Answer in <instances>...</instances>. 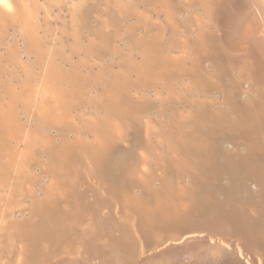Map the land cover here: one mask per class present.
<instances>
[{
	"label": "bare ground",
	"instance_id": "obj_1",
	"mask_svg": "<svg viewBox=\"0 0 264 264\" xmlns=\"http://www.w3.org/2000/svg\"><path fill=\"white\" fill-rule=\"evenodd\" d=\"M20 1L23 3V0ZM47 1L49 3L48 7L45 8L47 14L52 10L51 7L57 5L56 8H60L62 6V2L60 1ZM185 1L186 2L180 6H176V4L180 3H176L174 5L171 4L169 0L158 1V3L162 4L161 7H165L162 9H164V12L167 13L166 18L170 26L169 29L172 31V34H170L171 38L169 39L170 42H168L170 51H174L175 54L177 53L178 55L174 57L170 55L171 57L169 60L167 59L168 61L161 64V68L168 69L169 72L172 73L171 75H154L155 80L160 81V91L155 90V96H157V98L155 97V100H157L160 105V109L157 108L159 109V112H157L161 115V117L168 118L166 117L167 113L171 110L173 111L172 103H174V101H183L182 99H184L189 101L191 104V108L189 110L184 109L179 111L175 109V111L172 112L171 119L168 118L161 124H158L159 122L156 123L155 121L157 120L153 119L154 117L152 118L147 115L146 110L150 106V103H146L147 101H145L144 98L142 99L144 102L141 101L142 104L138 107L137 112V106L135 107L136 102L134 103L135 105H133L131 100L130 104L129 102H125L123 99H110L108 95L102 92L101 94L93 95L89 98V103L92 107L90 108L92 110L88 116H84L82 114L78 115L79 113L77 115L71 114L70 104L66 103L64 101L65 99L63 100L56 96L57 94L58 96H64V91L61 88L63 85H61V83L66 81L65 79L71 80L67 77L64 79L61 74H58L57 72L56 64L58 62H56V59H62V53H64V50L68 48L66 47L64 49L62 47L61 39L59 37L55 38V46L49 49L47 54L43 57L40 55V52L37 53V59L36 61L34 60L35 63L32 61L33 64L28 62L29 60H24L22 56H20L21 52H18L19 50H16L15 46L11 43L7 46L5 54L3 52V55H0V79L10 78L6 80L4 89L10 102L7 100L8 103H5L4 101V103L1 102L2 104H0V124L6 128V131H10L13 136V140L16 141L15 146L5 151L0 156V159L2 160L0 163V264H15L10 261L11 259H8L9 261H4V258L7 256L9 257L12 253H15L17 251V245L20 242L26 245L24 247L20 246L21 249L19 250V254L22 259H18L19 261L17 262H20L19 264H249L250 262L251 264H264V230L258 229L252 222H249L250 224L236 230L235 227L228 225L230 219L228 220L225 217H220L218 219L212 218L209 220L204 219L203 217L199 218L193 214V211H189L193 209L192 207H189L188 209L185 207L188 211L183 209V212H180L181 210H178V212L176 211L177 208H175L174 211L171 209V207H174L172 200V203H170V201L168 204L161 201L164 204H158L160 206H155L153 204L155 206L154 208L149 204L144 205V201H141L140 198H128L125 196L124 192L114 189V185L112 184L109 175L106 174L103 166V157L111 156L113 153L117 152L116 149L119 142H128L133 135H136L135 131L138 124L144 125V134L147 136L146 141L148 143L147 144L146 141L143 143L144 145H147L144 147V156L140 155L142 159L141 163L144 168L152 165V156H154L153 152L156 148H158V146L161 147L163 142L166 143V150L168 151V154L172 150H178V147L181 149V146H178L179 143L181 144V138L185 139L188 136H196L202 131L204 122L200 125L196 124L197 126L194 127H192L193 124H191V119L193 117H199L197 113L199 112L201 114L206 107L205 101L199 100V95L206 96L213 88L221 89L223 84L221 83V77L227 74V71L231 74L229 85L227 83L230 93L228 96L223 94L221 102H214L216 103L215 105H218V107L225 105L228 108L230 107V111H232V109L235 108L234 101L236 97L240 94H244L245 96L243 97H246L247 99L246 104H248V106L251 107L250 109L253 111L252 115L261 119L264 123V0ZM154 2H157V0H154ZM89 3L91 2H88V4ZM7 4L9 3H6V5ZM42 6L43 5H41V7ZM80 6L81 3H79V1L78 3H72L70 9L72 10L73 15H79V11L81 9ZM8 8L11 7L9 6ZM18 8H21V6H18ZM23 8L24 23L21 24L22 26H20L19 29L27 39L25 41L27 43V47L25 45V48L28 53L33 51L37 52L38 48L36 43L32 44V39L28 36L31 28L34 27L35 11L31 8V6H27L26 4L22 7V9ZM14 10L16 11L18 9L16 8ZM182 11H184V13H186L185 11L190 12L188 14L186 13L184 21H181L178 15L183 14ZM1 12L0 44L3 42V34L5 31H8L6 30L7 19L4 16V13L2 14ZM15 15L17 16L16 12ZM164 15L166 16V14ZM73 17L71 18L73 19ZM8 18L10 19V17ZM16 19L18 18L16 17L15 20ZM147 19L148 18L145 20ZM76 23L71 25V27L73 26L72 35L75 36L78 33L80 25ZM64 32H60L59 35L61 36L65 34ZM92 33L94 34L95 31ZM156 34L157 33H155V35ZM78 36H76V39H74L72 44L70 42V45H72L70 50L72 51H77V47L79 46L78 41L82 40H78ZM107 36H105V38ZM94 37L96 36L94 35ZM138 37L139 36H137V38ZM140 37L138 40H140ZM160 37H164V35ZM108 38H110V36ZM97 41L99 43L100 40L97 39ZM132 48L128 50L130 54L125 53L124 55L123 52L119 51L118 58L124 55L123 57H126L125 59L129 60L130 64L135 63V60L133 59L134 57L131 55L135 50L133 51L134 48ZM62 49L64 52L61 51ZM85 49L87 50V48ZM118 50H120L119 47ZM141 53L143 64H148L149 61L153 59L150 57L152 56V53L148 48H143ZM165 54H167V52ZM139 57L141 58V56ZM153 57L155 58V56ZM203 59H207V63L211 62L209 67L210 69H207L205 74L200 73L201 66L203 67ZM83 60L79 61L80 63L77 61V65L85 66V61L83 62ZM164 60H166V58ZM224 60L227 61V67H224L221 64ZM87 62L88 61H86V63ZM61 64L62 63H60V65ZM135 64H137V61ZM7 65L12 69L9 70L10 68H5ZM138 65L140 66V64ZM151 65L152 64H150V66ZM141 66L143 68V65ZM67 68L69 67L67 66ZM164 71L165 70H162V72ZM120 74L122 75V73ZM78 75L79 74H77V76ZM96 76V81L99 84V82L103 79L100 75ZM87 78H89L88 75ZM152 79L150 78L148 81ZM13 80H15L16 83H13ZM140 80L142 81V79ZM78 82H80V80ZM80 83L83 84L82 82ZM2 85L4 84L2 83ZM80 88H82V86H80ZM77 90H79V88L76 89V91ZM110 91L111 89H109V93ZM114 92V95L118 96V94H116V90ZM70 93L72 94V92ZM18 103L21 104L23 108L22 110L26 113H29L30 110L31 112L34 110L39 123H43V121L47 120L48 117L51 118V121H54L53 123H55L56 127H58L57 130L59 132L69 129V131L73 133L74 140L71 142L70 140L64 138L62 140L63 142L60 140L62 142L60 145H56L57 141L55 142L54 138L47 136V132L43 133V131H41V127L36 126V124L34 127H29L28 125L29 128L20 126L15 121L13 115L14 112H17L15 111V107ZM154 107L155 106L153 105L152 108ZM226 111L227 110L224 112ZM22 115H24V113H22ZM216 117V119H220L221 115L220 117ZM161 119L164 120V118ZM203 119L206 120L205 118ZM190 126L192 128L190 129L191 132L188 131L189 129L187 130ZM45 127L49 128L47 126ZM62 133L63 132H61V134ZM88 134L93 137L92 142L87 139V136H89ZM259 134L262 135L261 132ZM152 137L159 139L156 144H151V140L149 139ZM6 142L7 140L1 143L4 144ZM9 145L10 144L8 143L7 146ZM260 145L262 144L260 143ZM40 151H43L48 156H46L48 160L45 162L42 172L37 174L34 169L36 166L37 154ZM177 155L180 157V154ZM190 156H188V158ZM126 160H124V162ZM184 160L185 158L182 160L177 158V161H170L168 155L163 157L165 165L170 168L173 167L172 169L175 170H183L182 168L186 164ZM141 163L138 164L140 165ZM135 165L136 164H134V166ZM187 167H189V165L184 167V169H187ZM148 169L150 170V168L145 170ZM143 170L142 172H139L142 176L141 174L138 176L143 178L145 181H150V171L148 172ZM138 171H141V169ZM42 174L49 175L50 179L48 178L49 183L47 182L48 180L45 181L48 184L45 189L43 188L44 191L42 195H39L40 190H36L34 185H37L40 182ZM176 175L178 176V174ZM183 178L181 177V181ZM184 180L185 179H183V181ZM189 183L190 184L185 187H182L184 184H182V186L180 185V187L177 183V185L175 184V187H180V191L178 192H181V190L185 191L189 187V189H192L194 185L191 184L192 182ZM27 184H31V186L27 188ZM150 185L153 186V184ZM153 188L152 190L154 191ZM156 190L157 189L155 188V191ZM204 194L205 192L203 195ZM164 195H168V193ZM201 200L202 199H200V201ZM180 204L181 203H179V205ZM23 211L29 212L30 218L28 220H20L21 218H16V213H23ZM242 222L244 221L242 220ZM189 233H198L206 237L202 238L201 236V238L191 239L186 243H182L186 239L185 234L187 235ZM170 241H177L178 243L173 248L172 246L167 245ZM167 246L169 248H167ZM246 259L248 260L245 261Z\"/></svg>",
	"mask_w": 264,
	"mask_h": 264
},
{
	"label": "rangeland",
	"instance_id": "obj_2",
	"mask_svg": "<svg viewBox=\"0 0 264 264\" xmlns=\"http://www.w3.org/2000/svg\"><path fill=\"white\" fill-rule=\"evenodd\" d=\"M31 1L30 0H23V3L20 0H6V2H5V0L0 1V5L3 6V7L0 6L1 7L0 12L2 11L1 13L2 14L4 13V16L7 19V24H6L7 29L6 30H8V31H5V33L3 34V42L0 44V55H3V52L5 54V52L7 51V46L11 43L12 45L15 46L16 50L17 49L19 50L18 52H21V54L20 53L19 54H20V56H22V58L24 60H26V61L29 60L28 62L32 63V61H34V60L36 61L37 53L40 52V55L42 57L45 54H47L49 49H51L55 46V44H56L55 43L56 41H54L55 38L59 37L61 39L62 47L64 49L66 47H68V48H66L64 50L65 52L63 51V49L61 50L62 52H64V53H62V55H63V57H61L62 59H60V58L56 59V62H58L56 64L57 72H58V74H61V76L64 79L67 77V78H70L71 80L65 79L66 81H63V83H61V85H63V86H61V88L64 91V92L62 91L64 94V96H63L64 98L61 95L58 96V94L56 96L60 97V99H63V100L65 99L64 101L66 103L70 104L69 106L71 107V112H70L71 114L77 115L79 113L78 115L82 114L84 116L85 115L88 116V114L92 110L91 109L92 107L89 103V98L93 95L101 94V92L108 95L110 99L111 98L112 99L114 98V100L123 99L125 102H129V103L132 101L131 103L133 105H135L134 103L136 102L135 107L137 106L136 107L137 109L136 108L135 109L137 112H138V107L141 106L142 102H144V100L147 101L146 103H150V106L147 108V110L145 109L146 113H147V115L151 116L152 118L154 117L153 119L157 120V121H155V120L154 121L156 123L159 122L158 124L165 122L166 119H168V118L171 119L172 112L175 111V109L181 111L184 109L189 110L191 108V104L189 101L184 100V99H182L183 101L176 100V101H174V103H172L173 111L171 110L167 113L166 117H168V118L161 117V115L158 114V112H159L158 110L160 109L159 108L160 105L158 104L159 102L157 100H155V97L157 98V96H155V95H156L157 90L160 91L159 90L160 89L159 88L160 81H156L154 78L155 77L154 75L155 74L156 75L157 74H169V75H171L172 73L169 72L168 69H162L161 68L162 67L161 64L165 61H168L171 56L174 57V56L178 55L177 53L175 54L174 51L173 52L170 51V47H169L168 42H170L169 39L171 38L170 34H172V31L169 29L170 26H169L168 20L166 18L167 13H165L164 9H162L165 7H161L162 4L158 3L159 0H157V2H154V0H130V1L129 0H81V1L78 0L79 3H81V6H80L81 9L79 11V15H73L72 10L70 9L72 6V3H76V2L78 3L77 0H73V1L72 0H57V1L51 0L52 2H54V1L55 2H59V1L62 2V6L60 8H58V7L56 8L57 5L51 7V9L53 11L52 10L49 11L48 14L45 11V8H47L49 5L47 0H45V1L44 0H31ZM66 1H68V2H66ZM169 1L171 4H174V5L176 3H180V4H176V6L177 5L180 6V5L184 4V2H186L185 0H169ZM88 2H91V3L88 4ZM129 2H131V3H129ZM6 3H9L10 5L9 4H7V5H9L11 8H8L9 6H7ZM155 3H156V6H155ZM25 4L27 6H31V8H33L35 11L34 12V27L31 28L28 36L31 37L32 42H33L32 44L36 43V46L38 48L37 52L33 51V52L28 53L26 51L25 45L27 47V43L25 41L27 39H26V36L24 34H22L20 32L21 30L19 29V27L22 26L21 24L24 23V21H23L24 8L22 9V7H24ZM41 5H43V6L41 7ZM18 6L19 7L21 6V8H18ZM4 7H5V10H4ZM15 7L19 11L18 10L15 11L14 10V9H16ZM94 7H95V10H94ZM2 8H3V10H2ZM123 9H125V10H123ZM15 12H16L17 16L15 15ZM182 12L185 15H183V14H178V15H179L180 20L184 21L186 13L188 14L190 12L189 11H185L186 13H184V11H182ZM182 12H179V13H182ZM5 13H7V14H5ZM13 14L15 17L13 16ZM46 14L48 17L46 16ZM164 14H166V16ZM56 16H58V17H56ZM8 17H10V19ZM16 17L18 19L15 20ZM71 17H73V19ZM19 18H20V20H19ZM146 18H148L149 20L148 19L145 20ZM13 20H15V21H13ZM77 21H79V22H77ZM9 22H10V25H9ZM12 22H13V24H12ZM17 23H20V24H17ZM74 23H76L78 25L80 24L79 30H78L79 34L77 33L76 36L79 35L77 37L78 40L82 39L81 41L77 40L79 43V46L77 47L78 48L77 51L76 50H74V51L70 50L71 46H72V45H70V42L72 44L74 39H76V36L72 35L73 34V32H72L73 26L71 27V25H73ZM14 27H16V28H14ZM11 28H13V29H11ZM51 28H53V29H51ZM33 29H34V31H33ZM69 29H70V31H69ZM96 30H98V31H96ZM124 30H125V32H124ZM162 30H164V31H162ZM59 31L60 32L65 31L64 32L65 34L60 36ZM94 31H95V33L93 34L92 32H94ZM158 32H159V34H158ZM160 32H161V35H160ZM144 33H145V35H144ZM155 33H157V34L155 35ZM94 35L96 37H94ZM107 35H109L110 38H108L109 36H107ZM162 35H164V37H160ZM22 36H23V38H22ZM64 36H66V37H64ZM105 36H107V37L105 38ZM137 36H139V37L141 36L140 40H138L139 37L137 38ZM79 37H80V39H79ZM85 37H86V39H85ZM96 38L98 40H100L99 43H98ZM158 38H159V40H162V41H159ZM40 39H41V41H40ZM90 39L92 42L90 41ZM83 41H84V43H83ZM127 42H128V44H127ZM149 43H150V45H149ZM16 44H17V47H16ZM97 44H99V45H97ZM84 46H85V48H87V50L89 48L90 49L87 51L84 48ZM132 46L134 49L132 48ZM158 46H159V48H158ZM118 47L120 50H118ZM129 47L132 48L133 51L135 50L133 52V54H131V55H133V57H134L133 59L135 60V63L137 61V64H135V63L130 64V61L126 60L125 59L126 57L125 58L123 57L125 55V53H127V54L129 53L128 52V50L130 49ZM143 48H148L152 53L151 54L152 56H150V57L153 59H151L148 64H146V63L143 64L142 53H141ZM114 50H115V53H114ZM119 51L123 52L124 55H122L118 58V52ZM166 52L169 56L167 54H165ZM169 52H170V54H169ZM67 53H68V55H67ZM136 53H138L139 55ZM158 54H160V55H158ZM79 55H80V57H79ZM34 56H35V58H34ZM139 56H141V58ZM153 56H155V58ZM162 56H164V57H162ZM83 58H84V60H83ZM162 58H164V59L166 58V60H164ZM82 60H83V62L85 61V63H84L85 66H83V65L78 66L77 64L80 63L79 61H82ZM35 61L33 63H35ZM77 61H78V63H77ZM86 61H88V62L86 63ZM207 61H208L207 59H203V61H202L203 67L201 66V72H200L201 74H205L207 69L208 70L210 69L209 67H210L211 62L207 63ZM60 63H62L63 65L62 64L60 65ZM120 64H123V65H120ZM138 64H140V66L143 65V68H142V66L140 67ZM150 64H152L153 66L152 65L150 66ZM221 64L224 67H227V61L226 60L221 62ZM67 66L69 68H67ZM155 67H156V69H155ZM5 68H7V69L10 68L9 70L12 69L8 65ZM140 68H141V70H140ZM151 70H152V72H151ZM162 70H165V71L162 72ZM120 73H122V75ZM77 74H79L80 76L79 75L77 76ZM109 74H110V76H109ZM112 74H114V75H112ZM141 74H142V76H141ZM87 75L89 76V78H87ZM96 75H100L103 79L101 82H99V84L96 81V77H97ZM107 75H108V77H107ZM145 75L147 76V78ZM122 76H124V77H122ZM73 77L77 80H75ZM150 78L151 79L154 78V79H152L153 81L152 80L148 81V79H150ZM7 79H10V78H7ZM7 79L6 78L0 79V80H3V81H0V83H1L0 84V91H1L0 92V104L4 103V101H5V103L10 102V100L7 98V96L5 94V90H4L5 89V83H6ZM129 79L132 81V83ZM140 79H142V81ZM230 79H231V74H230V72L227 71V74H225L223 77H221V83H223L222 88H221L222 90L220 88H213L208 92V94L206 96L199 95V100L205 101L206 107L201 112V114L199 112L197 113L199 115V117H197V118L193 117L194 119L193 118L191 119L192 120L191 124H193L192 127H194V126L200 125L204 122V124L202 126L201 133L199 135L197 134L196 136H188L185 139L181 138L183 142L180 141L181 144L178 142L179 143L178 146H181L182 150L179 149V147H178V150H172L173 154H172V151H170V153L168 154V151L166 150V143L163 142V145L161 147L158 146V148H156V150L153 152L154 156H152V160L154 162L152 161V165L150 167H147V168H150V170L149 169L145 170L147 168L146 167L144 168L142 166V163H141L142 159H141L140 155H143V153L145 152L144 147L148 143L146 141L147 136L144 134L145 133L144 132L145 131L144 125L138 124L136 131H135L136 135H133V137L128 142H119V144L117 145L118 150L116 149L117 152L113 153L111 156H105L102 159L105 172H106V174L109 175L111 182L114 185L113 188L116 189L117 191L124 192L125 196L128 198H133V197H134V199L140 198L141 201H144V203H143L144 205L149 204L153 208L158 204H160V205L161 204L163 205L164 203L168 204L172 200L173 203H172V201L170 203H172L174 205V207H171V209H173L174 211H175V208H177L176 211L181 210L180 212H183L184 211L183 209H185V207H187V209H188L189 207L192 206V208H194L196 210V212L193 210V214L196 215V217H199V218L203 217L204 219H208V220L212 219V218L218 219L220 217H225L228 220L230 219L228 225L235 227L236 230H238L241 227H244V226H246L252 222L254 224V226H256L258 229L264 230V136H263L264 135V123L261 121V119L256 118L252 115L253 111H252V109H250L251 107L248 106V104H246L247 99H246V97L245 98L243 97V96H245L244 94H240L239 96L236 97V99L234 101V103H235L234 107L235 108L232 109V111H230V107L228 108L225 105H221L220 107H218V105H215L216 103H214V102H221L223 94L225 96L229 95L230 91H229L228 85H229ZM79 80L83 84L78 82ZM71 81H72V83H71ZM140 81H141V83H140ZM12 82L16 83L15 80H13ZM85 82H86V85H85ZM2 83L4 85H2ZM76 83H78V84H76ZM161 83H162V81H161ZM227 83H228V85H227ZM64 84H65V86H64ZM148 84H150L152 86H150ZM78 85L82 86V88H80V86H78ZM102 85H104V86H102ZM136 85H138V86H136ZM157 85H158V87H157ZM90 87H92V88H90ZM78 88L80 91L79 90L76 91V89H78ZM109 89H111L110 93H109ZM113 90L114 91L116 90V94H118V96L114 95L115 92ZM70 92H72V94ZM218 95H219V97H218ZM72 96H74V97H72ZM113 96H115L116 98ZM143 98H144V100H142ZM68 99H69V101H68ZM80 99H82V100H80ZM139 99H141V100H139ZM1 100H3V101H1ZM7 100H8V102H7ZM208 100H209V102H208ZM75 104H76V106H75ZM79 104H81V105H79ZM153 105L155 106L154 108H152ZM184 106H185V108H184ZM20 108H21V111H20ZM157 108H159V109H157ZM22 109L23 108H22L21 104L18 103L17 106L15 107V111H17V112L16 113L14 112V114H13L15 121L20 126L25 127V128H29V127H34L36 124V126L41 127V131H43V133L47 132L46 133L47 136L54 138L55 142L57 141L56 145H60V143L63 142L62 140L64 138L67 140H70L71 142H72V140H74L73 133H71L69 131V129L61 131V132H63L61 134V132H59L57 130L58 127H56L55 123H53L54 121H51V118L47 117V120L43 121V123H39V121L37 120V117H36L37 115L35 114L34 110H32V112L30 110L29 113H26ZM73 109L75 112L73 111ZM149 109H150V111H149ZM145 110H144V112H145ZM225 110H227V111L224 112ZM58 111H60V110H58ZM170 112H171V115H170ZM22 113H24V115H22ZM208 115H209V117H208ZM220 115H221V118L216 119L217 118L216 116L220 117ZM17 117H19V118H17ZM161 118H164V120H162ZM203 118H205L206 120H204ZM231 118H233V119H231ZM234 119H236V120H234ZM68 121H70V120H68ZM210 122H211V124H210ZM22 124H24V125H22ZM31 124H32V126H31ZM42 124H44V125H42ZM47 124H49V125H47ZM28 125H29V127H28ZM50 125H51V127H50ZM45 126L49 127L50 129L46 128ZM4 128L5 127L2 124H0V130H1L0 134H1V136L3 135L2 137L0 136V141L3 142V141L7 140V142L4 144L0 142V156L5 151L9 150L10 148H12L13 146L16 145V141L13 140V136L10 133V131L9 130L6 131V128L5 129ZM45 129H47V130H45ZM190 129H192L191 126L189 128H187L188 131H190ZM5 131H6V133H5ZM260 132L262 133V135L259 134ZM88 135L89 136H87L88 137L87 139L92 142L93 137L90 134H88ZM3 137H4V139H3ZM198 139L201 143L198 141ZM149 140H151V144H156V142H158L157 140H159V139L152 137ZM145 141L147 144L144 145L143 143H145ZM8 143L10 144L9 146H7ZM260 143L262 145H260ZM4 145H5V147L7 146L8 148L7 147L5 148ZM161 149H162V151H161ZM141 151H142V154H141ZM259 151H262V152H259ZM162 152H165V153H162ZM166 152H167V155L169 156L170 161H172V160L177 161V158L181 159V160L185 158L184 161L186 162V164L184 167L189 165L190 168L187 167V169L186 168L184 169V167H183L182 168L183 170H175V169H172L173 167L172 168L167 167L165 165V162L163 161V157L167 156ZM174 152H176V153H174ZM187 152L188 153L190 152L189 154L190 155L193 154V155L190 156ZM193 152H195V153H193ZM161 153L164 155H162ZM183 153L186 156H184ZM131 154H133V155H131ZM177 154H180V157H178ZM173 155L176 157H174ZM46 156L47 155L43 151H40L37 154L36 166L34 169L35 173L40 174V172H42V170L44 169V166H45L44 164L48 160V158H47L48 156L47 157ZM188 156H190V157L188 158ZM196 156H198V157H196ZM126 158H127V160H126ZM193 158H195V159H193ZM124 160H126V161L124 162ZM128 160H130V161H128ZM134 160L138 163H141V164L139 165ZM1 162H2V160L0 159V163ZM134 164H136V165L134 166ZM132 165L136 170L132 167ZM156 167H157V169H156ZM132 168H133V170H132ZM139 168L141 169V171H138V170H140ZM142 170L148 171V172L150 171V173H151V174L149 173L150 174V176H149L150 181H145L143 178H140V176H138L141 174L139 172H142ZM184 170H186V171H184ZM183 171L186 174H184ZM179 172H180V174H179ZM124 174L128 175V176H125ZM176 174H178V176ZM141 176H142V174H141ZM49 177L50 176L47 174H42L40 182L37 184L38 186L34 185L36 190H40L39 195H42L44 189L46 188V185L49 183V179H50ZM181 177L182 178L184 177L183 179H185L184 181L182 179L183 182L181 181ZM135 178H137L138 180ZM45 181H47L48 183ZM145 182L146 183L148 182V183L146 184ZM189 182H192L191 184L194 185V187H192V189H189L190 188L189 187L185 191L181 190V192H178V191H180V187L182 186V184H184L182 187H185V186H188V184H190ZM119 183H121V184H119ZM177 183L179 184V186L181 185L180 187L177 186L178 188L175 187V184L177 185ZM150 184H153V186H151ZM30 186H31V184H27L26 187L28 188ZM144 188H146V189H144ZM152 188L154 189V191L152 190ZM155 188L158 190V192H157V190L155 191ZM177 189H179V190H177ZM151 191H152V193H151ZM164 191H167V192H164ZM204 192H205V194L203 195ZM167 193H168V195H164ZM145 195H146V197H145ZM159 197L161 198V200ZM175 197H177V198H175ZM200 199H202V200L200 201ZM179 200H180V202H179ZM158 201H160V202H158ZM161 201H164V203H162ZM175 201H176V203H175ZM193 201H195V202H193ZM179 203H181L180 204L181 206L179 205ZM187 203L189 206L187 205ZM182 204H184V205H182ZM160 205H158V206H160ZM23 213L22 212L16 213V218H18V219L21 218L20 220H28L30 218L29 212L23 211ZM242 220L244 222H242ZM25 245L26 244L21 243V242L18 243L17 251L15 253L10 254L9 257L7 256L6 258H4V261L11 259L10 261L14 262L15 264H19L20 262H17V261L22 259L20 254H19V250L21 249V247H24ZM247 260L248 259H246L245 261H247ZM249 264H251V262Z\"/></svg>",
	"mask_w": 264,
	"mask_h": 264
},
{
	"label": "water",
	"instance_id": "obj_3",
	"mask_svg": "<svg viewBox=\"0 0 264 264\" xmlns=\"http://www.w3.org/2000/svg\"><path fill=\"white\" fill-rule=\"evenodd\" d=\"M193 210L196 212V210L194 208L192 210H189V211H193ZM201 236H202V238H205L206 237V236L200 235L198 233H189L187 235L185 234L186 239L182 243H186L187 241H189L191 239L201 238ZM177 243H178L177 241H170V243H168L167 245L172 246L174 248L177 245ZM167 248H169V247L167 246Z\"/></svg>",
	"mask_w": 264,
	"mask_h": 264
}]
</instances>
